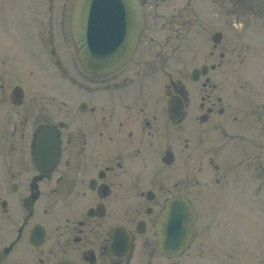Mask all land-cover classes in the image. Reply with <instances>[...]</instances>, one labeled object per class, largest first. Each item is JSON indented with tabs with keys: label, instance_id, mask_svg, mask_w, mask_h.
Returning <instances> with one entry per match:
<instances>
[{
	"label": "flooded vegetation",
	"instance_id": "af4514ba",
	"mask_svg": "<svg viewBox=\"0 0 264 264\" xmlns=\"http://www.w3.org/2000/svg\"><path fill=\"white\" fill-rule=\"evenodd\" d=\"M74 1L0 0V264H199L197 233L182 255L158 250L157 216L180 197L197 222L204 186L226 176L217 160H231L224 151L241 142L245 156L230 167H243L244 178L233 197H243L247 215L264 214V96L247 81L246 93L224 92L216 7L206 20L192 0L181 10L190 7L197 22L158 12L173 0H142L146 25L131 59L111 75L79 76ZM203 29L211 43L188 50ZM249 32L260 68L264 31ZM242 45L232 47L233 68L248 65Z\"/></svg>",
	"mask_w": 264,
	"mask_h": 264
},
{
	"label": "rangeland",
	"instance_id": "374dc122",
	"mask_svg": "<svg viewBox=\"0 0 264 264\" xmlns=\"http://www.w3.org/2000/svg\"><path fill=\"white\" fill-rule=\"evenodd\" d=\"M173 1H175V3L173 2V5L171 4L172 6H161L158 9V12L166 15L167 17L182 14L185 19L197 22L199 18L193 11H191L190 7H187L185 12L181 10V8H185L189 0ZM192 2L193 4L195 3L196 9L199 13L202 12V18L206 20L214 19L212 17V13L214 11L212 12L211 8L212 6L216 7L215 12L217 15H215V19L213 21H218V26L213 28V30H220L223 32L224 35L220 47H226V62L228 63L229 60L231 62L228 64L226 63L224 68L220 69L221 81L227 84V90L224 92H235V90H237L240 93H246L249 91V85L246 90L247 81L250 82L249 84H255L253 92L262 93L264 96V84L261 83L263 80L259 79L260 73L257 75L254 74V78H252L250 74V72L253 71L260 72L261 66L260 69H256L251 63H256L261 60L262 54L259 52H252V49L246 46V44L260 45L259 42L251 40L253 36H248V30L251 31L256 29L257 31H264V25L261 24V19L264 16L261 17L250 13L260 14L262 12V14H264V0H217V5L214 0H192ZM153 3H161L162 5L165 4L163 0H154ZM247 7L250 8L251 11H247ZM244 13H248V15H243ZM239 15H241L243 19L244 17H248L250 19V28L244 26L243 30H238L235 27L234 18H237L236 16ZM243 19L240 20L242 23L245 22ZM205 30L201 31L199 36L195 33L191 43L195 41V44H199V42L202 44H210L211 40L208 33H205ZM163 32V35H160L161 40H163L167 35L166 30ZM171 36L173 38L172 41L176 42L172 33ZM234 41L235 43L241 45L243 44V48L247 50L248 55L246 53L247 58L245 60L249 62L245 67L241 64L239 67L233 68L232 62L234 60L238 62L239 60L238 58H235L236 55L232 51V47L235 45ZM191 43L187 48L188 50L193 49L194 43ZM261 45L264 48V45ZM181 50L179 49V51H174L171 55L172 67L170 68V73L171 76L175 78L182 76L181 63L179 62V60H181ZM188 57L189 60L192 59L190 53H188ZM262 58L264 59V57ZM254 60H256V62H254ZM76 63L77 74L79 76L84 75L77 58ZM261 74L264 77V68ZM252 79H254L255 82ZM155 83L156 81H154L153 84ZM155 86H157V83ZM233 151L234 150L231 146L224 151L225 155H227V157L231 160H217V163L220 165V173H223L221 170L222 168L225 172V179H223V181L221 180L218 184L212 180L213 182L208 187H206L207 185L204 186L205 193L202 198V204L203 207H205V210L204 212H200L201 216L196 226L199 235L198 239L203 242L201 247L204 252L203 257L201 258L200 256L199 264H212V259L210 258L211 255L216 256H214L215 264H261L260 258L264 253V222L262 219L264 218V214L259 211L262 218L255 213L246 223L245 216L248 213L246 211V207L239 202L234 204V207L231 205L235 199L233 198V194L236 193L238 195V190H240L239 184H241L242 180H238V175H240V171L243 167H233L232 170L230 166L231 164L234 166V161L239 157L244 156L243 153L236 155ZM207 166L210 175L215 174V170H213L214 168L212 169L209 165ZM241 178H244V176H241ZM238 207H241L244 213L238 212ZM254 208L255 207H252L250 211ZM239 214H241V217L238 216ZM198 245L200 246L201 244ZM198 245L197 247L196 245L194 246L191 254H197V251L200 248ZM206 256H209V258ZM192 262L194 261H191V263Z\"/></svg>",
	"mask_w": 264,
	"mask_h": 264
},
{
	"label": "water",
	"instance_id": "95a60500",
	"mask_svg": "<svg viewBox=\"0 0 264 264\" xmlns=\"http://www.w3.org/2000/svg\"><path fill=\"white\" fill-rule=\"evenodd\" d=\"M144 21L139 0H75L71 29L83 69L98 74L117 70L134 51ZM193 219L188 202L168 204L159 227L163 254L173 256L187 248L194 234Z\"/></svg>",
	"mask_w": 264,
	"mask_h": 264
}]
</instances>
